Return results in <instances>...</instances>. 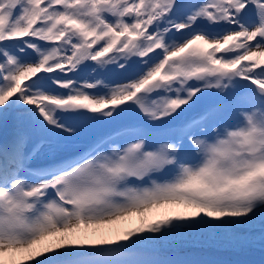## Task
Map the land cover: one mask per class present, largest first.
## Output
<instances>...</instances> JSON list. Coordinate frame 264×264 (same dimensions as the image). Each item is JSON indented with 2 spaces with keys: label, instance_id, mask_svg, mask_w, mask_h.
<instances>
[{
  "label": "snow or ice",
  "instance_id": "snow-or-ice-1",
  "mask_svg": "<svg viewBox=\"0 0 264 264\" xmlns=\"http://www.w3.org/2000/svg\"><path fill=\"white\" fill-rule=\"evenodd\" d=\"M0 129V264H218L158 253L264 240V0H0Z\"/></svg>",
  "mask_w": 264,
  "mask_h": 264
},
{
  "label": "bare ground",
  "instance_id": "bare-ground-1",
  "mask_svg": "<svg viewBox=\"0 0 264 264\" xmlns=\"http://www.w3.org/2000/svg\"><path fill=\"white\" fill-rule=\"evenodd\" d=\"M4 130L0 129V133H3ZM254 239L249 241L238 242L235 245H228L226 241H209L206 238L193 239L189 238L186 241H181L178 244L173 243L169 244L166 247H161V251H177V252H194V253H203L205 255L212 254L218 255L224 251L229 250H241L247 253H253L256 255L264 254V240L256 237V234L251 235Z\"/></svg>",
  "mask_w": 264,
  "mask_h": 264
}]
</instances>
